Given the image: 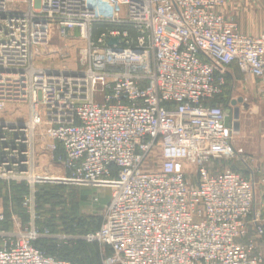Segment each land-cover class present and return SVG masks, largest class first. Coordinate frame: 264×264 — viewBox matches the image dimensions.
Returning a JSON list of instances; mask_svg holds the SVG:
<instances>
[{
  "label": "built area",
  "instance_id": "1",
  "mask_svg": "<svg viewBox=\"0 0 264 264\" xmlns=\"http://www.w3.org/2000/svg\"><path fill=\"white\" fill-rule=\"evenodd\" d=\"M224 3L0 0V178L27 184L31 216L0 228V264H71L33 245L54 238L35 226L38 182L110 189L85 236L111 250L101 264H264V193L217 167L254 171L229 101L213 103L232 64L264 100V32H240ZM38 151L63 175L38 173Z\"/></svg>",
  "mask_w": 264,
  "mask_h": 264
},
{
  "label": "rangeland",
  "instance_id": "2",
  "mask_svg": "<svg viewBox=\"0 0 264 264\" xmlns=\"http://www.w3.org/2000/svg\"><path fill=\"white\" fill-rule=\"evenodd\" d=\"M233 1V5L235 6L234 8V15H230L233 19L235 18V13H238L239 10V6L242 5V3L244 2V0H232ZM226 2V0H225ZM238 7V8H236ZM235 21V19H234ZM236 22V21H235ZM237 24V23H236ZM58 42L54 40V43L52 45V47L49 48V50L51 51V49L54 48V46H56ZM68 64H70L72 67H75V63L71 62L70 58L67 60ZM258 87V86H257ZM257 93V91H256ZM255 94V93H254ZM254 94L251 93H246L243 91V89H240L239 86L238 87H234V89H229V97H233V99H237L238 97H242L243 98V102L242 103H238L237 105L240 108V114H239V122H240V130L238 134H235V137L233 139V143L236 147H244L245 148V144H249L250 140L253 142L254 145L258 146L259 144H262L261 150L263 151L264 149V105L262 104L261 101L257 100ZM97 100H100V96L97 94L95 97ZM230 101V100H229ZM246 104V106H244L243 104ZM14 108L12 104H9L8 107V115L13 112ZM19 112H22V115L17 114V116H15L17 119L22 120L25 117V113H26V106L25 104H22L21 106V110ZM231 113V112H230ZM7 116V115H6ZM0 118H2V115L0 114ZM14 118V117H13ZM242 148V149H244ZM245 151V150H244ZM45 152V151H43ZM38 158H39V151L37 153ZM49 157V156H48ZM37 164L40 165V163H43V159L42 157H40L39 159H37ZM45 160V159H44ZM226 160V159H223ZM222 160V161H223ZM217 164V167H219V169L223 168V166L225 168H227L226 165H222L224 163ZM50 162L49 164L50 167L48 169H51L52 172L57 171L58 173L56 174H51V175H55V176H62L63 170L60 168V166L58 164H56L55 162L50 160V157L47 161ZM40 171V170H39ZM49 171V170H48ZM41 175L42 174H47V171H40ZM251 172V171H249ZM59 174V175H57ZM61 174V175H60ZM256 173H254L255 176ZM50 175V173L48 174ZM44 176V175H43ZM47 176V175H46ZM0 182L5 185L6 188L10 187L11 183H21L23 181H13V180H6V179H1L0 178ZM43 183H47V184H63V183H57V182H38L35 184V188H34V197H33V204L35 206V222L36 224H42L43 227L39 228V231H44V230H48L50 232V235L54 236V238H47V237H42V238H37V239H42L45 241H50V243L52 242L56 248H60L63 246H73L77 243H97L98 246V251L99 254L101 256L106 254V248L103 247L99 242L94 241V240H87L85 239V236L90 234V233H94L95 231H90L87 233H79V232H70V231H64V230H60V231H52L50 230L45 222L48 220L50 221L53 218H58L61 215L62 211H66V208L68 206L70 197L63 192V194L60 193H55L54 195H56L54 197V195H50V198H36V191L38 190L37 185L43 184ZM262 181L259 182L257 184L256 188V192H257V198H259V193L263 190V185H262ZM70 185V187H73L77 190L82 188L83 186L81 185H76L73 183L68 184ZM88 187V186H86ZM88 189H94V195H97L99 198L98 202H94L93 200H89V202H84L80 204V210L79 213L81 215L84 216H93V217H101V214L103 213L104 210V206H105V202L108 201L109 196H110V189L109 188H105V187H88ZM24 196V197H23ZM23 203L21 204L23 208H25L24 202L26 200L29 199V191L26 195H23ZM15 199H12V196L8 194V196L5 197H0V212H4L5 210L9 212L10 214V218L12 220V224L14 226L15 222H19L21 228L25 229L26 227H28V223L30 222L31 216L28 213L27 216L25 217V219L27 220H23V218L18 214L15 213L13 207L15 204ZM32 202V200H31ZM63 202V203H62ZM26 209V208H25ZM39 209V210H38ZM24 213L26 215V212L24 210ZM14 218V219H13ZM59 219V218H58ZM68 220V218H67ZM39 222V223H38ZM56 224L58 225V228H62L65 229L66 227H63L64 224H67V222H56ZM61 235H71V236H77L78 238H71L69 241L63 240L61 238H59ZM36 239V240H37ZM35 241V240H34Z\"/></svg>",
  "mask_w": 264,
  "mask_h": 264
},
{
  "label": "trees",
  "instance_id": "3",
  "mask_svg": "<svg viewBox=\"0 0 264 264\" xmlns=\"http://www.w3.org/2000/svg\"><path fill=\"white\" fill-rule=\"evenodd\" d=\"M100 27V26H98ZM229 97V89L225 90L220 97L215 99L213 103H223L227 104ZM38 190L36 191V198H50V195H54L55 193L63 194L65 192L69 197V203L66 208V211H62L60 217L53 218L50 221H46V226L52 231H70V232H79V233H87L90 231H95L99 228L101 223V217H93V216H84L79 213L80 204L87 202V197L91 189L88 187L83 186L77 192V190L73 187H70L68 184H40L37 185ZM29 191V188L25 182L21 183H11L9 188H6L0 182V197H7L8 194L12 196V199H15L14 204V211L18 213L23 220L27 216L28 212L25 208L21 207L23 203V195H26ZM56 195H54L55 197ZM24 197V196H23ZM63 203V202H62ZM26 212V215L24 213ZM39 210V209H38ZM4 215V220L0 222V228L3 229H11L12 228V220L9 217L10 214L8 211L2 212ZM68 218V220H67ZM27 220V219H25ZM67 222L64 224L63 227L65 229L58 228L56 222ZM39 223V222H38ZM35 226L37 229L42 228V224H36ZM33 245L39 249H42L48 255L56 256L61 259L68 260L71 264H101L102 257L99 254L97 243H77L73 246H63L59 249L55 247V245L50 241H45L42 239H37L33 241ZM106 248V254L108 255L111 253V250L107 246H103Z\"/></svg>",
  "mask_w": 264,
  "mask_h": 264
},
{
  "label": "crops",
  "instance_id": "4",
  "mask_svg": "<svg viewBox=\"0 0 264 264\" xmlns=\"http://www.w3.org/2000/svg\"><path fill=\"white\" fill-rule=\"evenodd\" d=\"M236 6V5H235ZM232 0H226L221 11L225 15H234V8ZM238 8V7H236ZM235 21L237 23L238 30L242 33L250 34V35H258L261 32H264V0H244L242 5L239 6L238 13H235ZM261 83L258 79L248 73L241 72L235 64H232L228 67V75H227V87L228 89H234V87H238L243 89L246 93L254 94L257 100L261 101L264 105V100L259 93V86ZM258 86V87H257ZM257 91V93H256ZM233 97H228V99H232ZM228 100V101H229ZM225 105V104H224ZM243 150H245V154L250 158V165L252 166V172H249L245 165L241 162L240 157L235 156L226 160H223L222 165H226L227 168H230L246 177L254 180L255 189L258 188L257 184L262 181L263 190L259 193V197H261L264 193V152L261 150L262 144L258 146L254 145L250 140L249 144L244 145ZM49 154L43 151H39V158L42 157L43 163H40L38 166V173L40 171H47V174H56L57 171L52 172L51 169H48L51 164L47 161L49 159ZM38 158V159H39ZM45 159V160H44ZM224 167V166H223ZM225 168V167H224ZM40 170V171H39ZM49 170V171H48ZM254 173L255 176H254ZM59 175V174H57ZM61 175V174H60ZM63 175V173H62ZM55 176V175H52ZM94 189H91L87 202L92 199L94 196ZM257 194V192H256ZM258 197V196H257ZM107 202H105L106 204Z\"/></svg>",
  "mask_w": 264,
  "mask_h": 264
},
{
  "label": "water",
  "instance_id": "5",
  "mask_svg": "<svg viewBox=\"0 0 264 264\" xmlns=\"http://www.w3.org/2000/svg\"><path fill=\"white\" fill-rule=\"evenodd\" d=\"M243 102V98L242 97H238L237 99H230L229 104L231 109V113L226 115L225 117V125L232 126V130L233 133L238 134L239 130H240V122H239V114H240V108L237 105L238 103H242ZM244 106H246V104H243Z\"/></svg>",
  "mask_w": 264,
  "mask_h": 264
}]
</instances>
